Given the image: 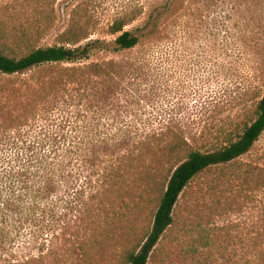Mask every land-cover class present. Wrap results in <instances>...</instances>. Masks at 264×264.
Masks as SVG:
<instances>
[{"label":"trees","instance_id":"1","mask_svg":"<svg viewBox=\"0 0 264 264\" xmlns=\"http://www.w3.org/2000/svg\"><path fill=\"white\" fill-rule=\"evenodd\" d=\"M243 3L233 15L219 12L225 56L243 42L241 30L252 21L241 12H264V0ZM129 22L125 17L112 24V44L99 39L78 44L87 36L72 39L70 29L59 44L45 47H33L26 36L0 38V264H107L105 235L113 230L125 239L132 233L139 202L150 193L146 187L166 172L149 233L138 250L121 245L119 251L125 264H147L178 217L190 182L247 154L264 132V87L248 81L228 88L225 103L239 104L240 110L222 117L214 141L208 137L214 123L208 112L218 102H206L190 121L201 126L199 141L186 136L173 111L135 110L139 101L157 96L167 70L155 73L153 59L168 62L170 49L149 48L130 64L88 62L97 51L133 50L151 33L146 27L123 30ZM130 78L142 82L117 94L114 89ZM114 93L123 115L108 100Z\"/></svg>","mask_w":264,"mask_h":264},{"label":"rangeland","instance_id":"2","mask_svg":"<svg viewBox=\"0 0 264 264\" xmlns=\"http://www.w3.org/2000/svg\"><path fill=\"white\" fill-rule=\"evenodd\" d=\"M238 4L245 6L243 0H0V38L26 36L33 47H45L59 44L61 34L70 29L72 39L87 36L78 44L91 39L112 44L116 38L109 32L112 24L130 18L123 30L146 27L151 33L133 50L120 54L97 51L88 62L113 59L130 64L149 48L170 49L168 62L153 59L155 73L167 70L157 96L133 108L147 115L152 109L173 111L184 122L186 136L196 140L201 126L191 119L202 113L201 107L209 100L218 102L208 112L214 117L208 137L214 141L222 117L240 110L239 104L225 103L230 85L241 80L264 87V12H241L252 19L245 22V33L240 29L243 42L238 41L237 49L231 46L228 55L222 53L219 12L233 15ZM229 25L233 42L238 25L235 16ZM139 81L125 79L114 90L118 94ZM116 93L108 100L115 104L113 111L120 112L117 101L121 98ZM79 94L76 102L81 99ZM167 179L168 174L162 172L146 187L150 193L139 202L132 233L125 239L113 230L105 235L107 264H125L119 254L121 245L124 251L138 250L151 229ZM145 182L142 178L139 191ZM178 213L147 264H264V132L244 156L196 176L180 198Z\"/></svg>","mask_w":264,"mask_h":264}]
</instances>
